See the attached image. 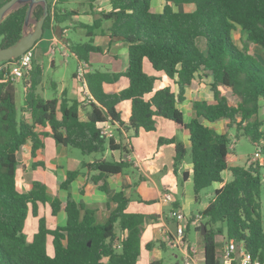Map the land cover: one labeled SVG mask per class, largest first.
Instances as JSON below:
<instances>
[{
  "label": "trees",
  "instance_id": "obj_1",
  "mask_svg": "<svg viewBox=\"0 0 264 264\" xmlns=\"http://www.w3.org/2000/svg\"><path fill=\"white\" fill-rule=\"evenodd\" d=\"M7 1V0H6ZM6 1L0 3V6ZM49 1V16L45 30L71 20L74 12H62L59 5ZM154 0H111V9L87 28L101 27L109 21L110 39L125 42L129 49L128 69L124 72L88 71L86 80L94 101H89L86 120L80 117V102L67 93L46 99L37 90L43 71L33 60L30 88L25 89L24 104L18 107L17 85L11 76L16 59L0 62V264H137L141 257V237L147 215L129 210L130 199L125 192L113 194L115 203L105 223H97L95 211L78 203L71 193L63 201L49 193L45 183L34 180L25 192L18 188V153L31 143L32 157L44 147L43 136L37 128L50 127L57 144L79 149L84 155L104 154L107 149L130 154L125 141L101 133L104 124H118L117 133L157 129V119L166 118L181 130L190 132V146L176 137H160L159 144H175V172L187 158L192 164L197 198L210 189L211 200L201 211L206 233L205 264H217V240L224 236L234 240L264 261V224L261 195L264 181V160L250 161L244 166L230 165L233 154L231 129L236 137H248L264 156V120L260 111L264 105V63L250 52V43L264 51V0H165L161 11L153 8ZM190 4L193 10L178 11L174 6ZM28 5L9 14L0 24V48L15 44L23 34ZM43 6L37 5L34 16L39 19ZM241 27L246 44L240 48L233 31ZM90 35V32L88 33ZM206 49L200 48V38ZM93 41V40H92ZM92 41L70 43L71 52L89 64L92 52H103ZM145 61L159 73L150 74ZM90 65V64H89ZM211 79L213 100H195V116L184 121L178 107L186 98L197 76ZM121 77L128 86L119 92L106 91L105 84L117 83ZM177 87V88H176ZM230 89L238 97L233 104L222 93ZM123 101L131 102V115L125 119L117 110ZM227 120L228 130L217 131L212 123ZM43 163H33L35 169ZM130 166L127 159L113 157L83 163L81 169L69 171L61 183L68 190L83 170L94 172L92 181L99 189L108 191L107 178ZM228 171L231 179L224 181ZM183 170L181 181L188 179ZM223 183L220 188H213ZM208 193V192H207ZM50 207L54 221L61 210L66 213L64 225H49V217L41 213ZM179 207V205H175ZM38 219V230L29 241L25 225L29 215ZM201 232V227L199 228ZM53 244L54 252L48 250ZM151 249L153 243H149ZM156 264V263H153Z\"/></svg>",
  "mask_w": 264,
  "mask_h": 264
},
{
  "label": "crops",
  "instance_id": "obj_2",
  "mask_svg": "<svg viewBox=\"0 0 264 264\" xmlns=\"http://www.w3.org/2000/svg\"><path fill=\"white\" fill-rule=\"evenodd\" d=\"M4 1L6 0H0V3ZM49 1L56 3L58 0ZM63 5L61 8L62 12H74L71 20L69 21L75 23L76 25L80 24L81 26H91L101 17L102 12H107L111 9V0H65ZM81 17H86L89 23L85 24L77 22L78 18ZM68 29L69 26H65V24H59L54 26L52 29H46L43 39L39 42V46L43 50V53H49V50L54 43V38L59 36H64L65 38V34ZM101 37H103L102 40L105 45L96 46L101 47L103 52H92L91 54L100 53L102 54L103 58H105V60H103V58L94 59V57H92L90 54V65L88 64V70L110 72L126 71L128 69L129 53L128 56L123 58H121V55H123L126 49H128V45L125 42H118L117 40L112 41L107 32H104ZM92 40L94 39L92 38ZM68 42L70 48V43L72 41L69 40ZM123 43H125V45ZM116 47H119V51L116 50L115 53L112 52V50H114ZM91 60L106 64L107 66L101 69L95 68ZM54 61L55 60H52V64ZM78 61L80 62L81 60L78 59ZM62 62L65 63L66 61L63 60ZM36 64H38L43 71V66H41L39 62ZM147 64L148 61H145V69L148 73L159 75L158 72L152 69L151 65L148 67ZM74 78L75 82H78V85L76 86L75 84L71 90L63 88L61 91L57 92V96L59 97L62 93H67L69 98L77 99L81 105L80 117L81 119L86 120L88 118L90 106L85 100V94L83 93L82 87L79 85V81L76 79L75 75ZM122 78L123 77H121L117 83L105 84V90L119 92L126 88L127 86H118ZM199 83L206 86V89L210 91L206 96H204L202 89L200 90V88L197 89L200 91L199 94L195 93L193 96V89L196 84ZM52 86L58 89V84L53 83ZM195 100H213L211 79L198 75L188 91L186 100L178 105V107L184 113L185 123H188L196 114L192 104ZM117 110L121 113L123 118H129L131 115V102L123 101L119 103L117 105ZM227 122V120L221 119L215 123H212L211 126H213L217 131L225 133L228 130ZM217 124H225L226 130L223 128L221 131V129L216 126ZM111 125L116 142L120 143V141H125L131 149L130 154L123 153L121 150L107 149L106 152L102 154L101 158L98 156L93 157L90 160L78 155L71 149L70 146L57 144L50 127L43 128L39 126L37 128L39 132L47 133L46 136H43L44 147L37 152V156L32 157V146L29 142L28 144L24 145L18 153V160L20 163L17 170V183L19 190L25 192L29 189L31 183L34 180H39L46 184L51 195H59L63 201H65L68 193H71L78 203H81L87 208L93 209L95 211L97 223L101 224L107 221L111 209H113L115 206V203L112 200L113 194L123 190L126 196L130 199L129 210L141 212L147 215L141 237V257L137 264H142L145 259L148 264H163L161 251L162 249H166L168 247L177 248L181 252L184 259V248L171 245V239L175 236L176 223L171 218L170 211L173 207H175V205H179V208L188 212L187 216L189 217L200 214L201 211H198L197 213L192 212L191 205L194 202H199L201 198L196 197L192 174V164L185 161L183 167L179 169L178 175L175 172L174 167V158L176 155L175 144L161 145L159 144V138L176 137L186 146H190V132L188 130H181L177 128L172 121L162 117L157 119V129L155 131L147 132L141 130L138 136H133L132 131H124L123 135L118 134V124L114 125L111 123ZM111 157L117 161L126 158L127 162L130 163V166L123 172L110 175L107 178V192L99 189L98 186L92 181L91 176L94 174V172L86 170H83L84 172L78 175V177L70 184L68 190L61 189L60 185L66 179L69 171L81 169L83 163L94 162L95 160L100 159H109ZM231 157L229 159V163L230 165L235 166L236 164L232 162L233 160ZM34 162L38 164L43 163V165H38L34 169L32 167ZM131 169L133 171H131ZM183 170L189 172L188 179L184 182H182L180 178V174L183 172ZM34 171L37 172L36 175H33L32 172ZM30 174H32L31 178L29 177ZM223 176L225 182L231 179L230 173L228 171H225ZM222 185L223 183H216L213 185V188H220ZM167 191L173 193L174 202H168L162 199L163 194ZM207 200H209V202L211 200L210 192L207 193ZM45 209L50 215V207L47 205ZM47 212L44 214L48 217ZM54 221L56 224L64 225L66 223L65 211L61 210ZM202 224H204L203 218H201L199 222L194 221L193 218L190 219L186 229L187 242L185 248H188L190 245H194L196 248V258L199 261L204 262L205 246L202 234L199 230L200 227L202 228ZM191 225H195L196 232L193 240H191L190 236ZM149 243H153L151 249H149L147 246ZM227 243L228 241L224 236H220L218 238L217 255L219 258L222 257L223 250ZM144 248H146V250H144Z\"/></svg>",
  "mask_w": 264,
  "mask_h": 264
},
{
  "label": "rangeland",
  "instance_id": "obj_3",
  "mask_svg": "<svg viewBox=\"0 0 264 264\" xmlns=\"http://www.w3.org/2000/svg\"><path fill=\"white\" fill-rule=\"evenodd\" d=\"M83 1V0H82ZM86 1V0H85ZM89 1V0H87ZM165 3V0H155L154 1V10L158 11V10H162L163 5ZM62 5H59V8H62ZM37 7V6H36ZM35 7V8H36ZM64 7V5H63ZM34 8V10H35ZM175 10L178 11H187V10H193L195 8L194 5H190V4H184V5H179V6H174ZM34 10L31 14L30 17V23L25 26V31H31L34 29L35 27V22H36V17L34 16ZM74 19H76L75 17H73ZM80 23H89L88 19L86 17H81L78 18V21ZM109 21L103 20L102 21V25L101 27L98 28H87L86 26H81L79 23V25H76L75 23L68 21L65 23H61V25H68L69 29L65 34V38L66 40H71L74 43H87L92 41V38L94 39L92 41V43L94 45H105L103 43V37H101L102 34H104V32H107V29L109 27ZM90 32V35L88 34ZM233 35V39L234 42L240 47L243 48L244 44H246V35L242 32L241 27H238V29H235L232 33ZM43 39V38H42ZM41 39V40H42ZM40 40V41H41ZM1 41V38H0ZM37 42V44L32 48L35 52L34 54V58L36 60V63L39 62V64H41V66H43V77H42V81L41 83L38 85L37 90L40 94H42V96L46 99H51L54 98L55 96H57V92L61 91L63 88H67V89H72V87H74V85L76 84V86L78 85V82H75V78L74 75L76 76V72L78 69V59L77 57L71 53V51L69 49H67L65 51V48L62 47V45H59V47L56 49V51L54 53H51V51L49 50V53L45 54L43 53V50L41 49V47L39 46V42ZM119 42V41H118ZM122 42V41H121ZM125 45V43H123ZM198 44L200 46L201 49L205 50L206 49V40L202 37L199 39ZM112 45H119V44H112ZM250 52H252L253 54H255L258 59L260 61H262L264 63V51L263 49L256 44L250 43V45L248 46ZM119 51V47H116L114 50H112V52H116ZM64 52H67V54H65ZM128 49H126L125 53L123 55H121V58L128 56ZM92 57H94V59H100L103 58L102 54L100 53H95V54H91ZM52 60H55L54 63L52 64ZM65 60L66 62L63 63L62 61ZM103 60H105V58H103ZM92 61V60H91ZM93 65L95 68L101 69V68H105V66H107L106 64H102L99 63L97 61H92ZM149 62L147 64L148 67L149 66ZM153 69V68H152ZM16 85H17V105L18 107H21L24 104V93H25V89L26 88H30V70H26L23 74L22 77L18 78L15 81ZM53 83L58 84V89L54 88L52 86ZM79 85H81V82H79ZM119 87H125L128 86V79L123 77L118 85ZM200 90L202 89V92L204 94V96H206L208 94V92H210L208 89H206V86L201 85V83L196 84V86L194 87L193 91V96L194 94H199L200 91H198L197 89ZM207 90V91H206ZM221 91L223 94H225L230 101L233 104H237L238 103V97L236 95L233 94V92L225 87H221ZM260 117L261 119L264 120V105L261 108L260 111ZM217 127H219L221 129V131L226 130V126L225 124H217ZM263 130H264V126H263ZM230 136H231V145L233 147V154L231 155V159L233 160L232 162L236 165H242L244 166L246 163H248V159L250 157H253L255 152L259 149L257 146H255L253 144V142L246 136H241L239 138L236 137V129L233 128L230 131ZM230 145V147H231ZM71 149L73 151H75L78 155H80L83 158H86L88 160H90L93 157H98L101 158L102 154L99 153H94L92 155H84L82 154V152L79 149L76 148H72ZM260 150V149H259ZM262 159L258 160V161H262L264 160V156L261 154ZM186 162L191 163L190 159L187 158ZM131 171H133L131 169ZM33 175H36L37 172L34 171L32 172ZM32 174H30V178H31ZM210 189H206L201 193V199L199 202H194L191 205V210L194 213H197L198 211H202L208 204L209 200H207V192H209ZM43 213H46V209L45 207L42 208L41 210ZM185 211V210H184ZM41 212V213H42ZM186 212V211H185ZM188 212H186L187 214ZM48 217H49V224L50 226H55L56 222L52 221L51 216L49 215V212H47ZM261 214H262V220H263V224H264V181H263V187H262V195H261ZM187 224V223H186ZM38 230V219L33 217L31 214L28 216L27 221H26V225H25V233L27 236V239L29 241L33 240V237L35 235V233ZM196 235L195 232V225H191V240L194 239ZM48 250L49 253H53L54 252V248H53V244L51 243V241H49L48 243ZM144 250H146V248H144ZM162 253V257H163V264H185L183 256L181 254V252L177 249V248H172V247H168L166 249H162L161 251ZM142 264H148L146 262V259L142 262Z\"/></svg>",
  "mask_w": 264,
  "mask_h": 264
},
{
  "label": "built area",
  "instance_id": "obj_4",
  "mask_svg": "<svg viewBox=\"0 0 264 264\" xmlns=\"http://www.w3.org/2000/svg\"><path fill=\"white\" fill-rule=\"evenodd\" d=\"M66 32V31H65ZM64 32V33H65ZM53 45L50 49L51 53H54L59 45L65 48V51L69 48V42L64 38V36H59L54 38ZM67 54V52H64ZM68 55V54H67ZM34 60V50L29 49L15 62L12 63L11 67V76L14 80L22 77L24 72L31 70ZM89 65L85 60H81L78 65L76 72V79L81 82L82 91L85 94L86 102L94 101V97L90 92L88 82L86 80V74L88 73ZM101 133L107 138L114 137V132L112 129L111 123L104 124L101 130ZM231 148L233 149L232 145ZM250 161H256L262 159L261 150H257L253 157H250ZM162 199L168 202H174V195L172 192L167 191L163 194ZM171 218L176 223V231L174 238L171 239V245L184 248V262L185 264H205L204 262L199 261L196 258V248L194 245H190L188 248H185L186 245V229L187 224L190 219L193 218L194 221L199 222L202 218L201 214L195 216H187L186 212L179 208L173 207L170 211ZM187 223V224H186ZM222 262L219 264H264V261L254 258L250 252H248L243 245L238 244L236 241L231 240L226 244L222 257Z\"/></svg>",
  "mask_w": 264,
  "mask_h": 264
},
{
  "label": "water",
  "instance_id": "obj_5",
  "mask_svg": "<svg viewBox=\"0 0 264 264\" xmlns=\"http://www.w3.org/2000/svg\"><path fill=\"white\" fill-rule=\"evenodd\" d=\"M24 5H28V7L24 21L23 34L15 44L0 48V62L19 58L26 51L32 49L45 35V21L50 13L49 0H7L0 6V24L9 14ZM37 5L43 6V14L36 20L34 29L26 32L25 26L30 23L31 14ZM205 233L206 226L202 224L201 234L204 235ZM219 262H222V259L219 260L217 264H219Z\"/></svg>",
  "mask_w": 264,
  "mask_h": 264
}]
</instances>
